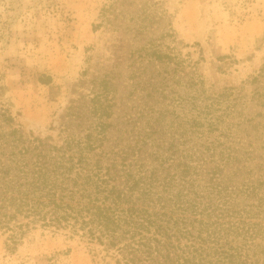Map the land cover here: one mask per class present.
<instances>
[{
    "label": "trees",
    "instance_id": "trees-1",
    "mask_svg": "<svg viewBox=\"0 0 264 264\" xmlns=\"http://www.w3.org/2000/svg\"><path fill=\"white\" fill-rule=\"evenodd\" d=\"M158 6L101 8L94 30L110 35L82 72L91 96L68 108L60 144L24 136L0 103V232L12 244L40 226L84 238L113 264H264V124L243 108V87L209 92L163 41L170 34L153 36ZM126 60L135 103L113 124Z\"/></svg>",
    "mask_w": 264,
    "mask_h": 264
},
{
    "label": "rangeland",
    "instance_id": "rangeland-1",
    "mask_svg": "<svg viewBox=\"0 0 264 264\" xmlns=\"http://www.w3.org/2000/svg\"><path fill=\"white\" fill-rule=\"evenodd\" d=\"M108 2L0 0V103L24 136L60 144V130L72 120L68 108L91 96L90 73L82 72L109 38L107 29L94 30ZM158 4L162 18L152 26L153 36L170 34L163 41L185 60L186 71L196 64L209 92L243 87L241 93L247 97L243 108L264 124V99H249L256 88L264 89V72L259 83L248 82L264 66V0H158ZM127 63L113 80L114 106L107 120L113 124L123 108L135 103L134 95H129ZM47 77L49 84L41 81ZM103 255L98 246L67 230L37 226L17 244L0 232V264H113Z\"/></svg>",
    "mask_w": 264,
    "mask_h": 264
}]
</instances>
